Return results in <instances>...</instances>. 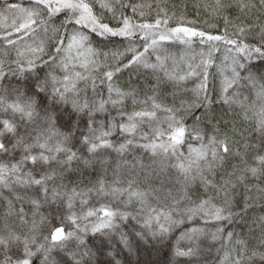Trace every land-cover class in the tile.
<instances>
[{
    "label": "snow or ice",
    "instance_id": "1",
    "mask_svg": "<svg viewBox=\"0 0 264 264\" xmlns=\"http://www.w3.org/2000/svg\"><path fill=\"white\" fill-rule=\"evenodd\" d=\"M0 264H264V0H0Z\"/></svg>",
    "mask_w": 264,
    "mask_h": 264
},
{
    "label": "trees",
    "instance_id": "2",
    "mask_svg": "<svg viewBox=\"0 0 264 264\" xmlns=\"http://www.w3.org/2000/svg\"><path fill=\"white\" fill-rule=\"evenodd\" d=\"M124 80H127V75H125V77L123 78Z\"/></svg>",
    "mask_w": 264,
    "mask_h": 264
}]
</instances>
